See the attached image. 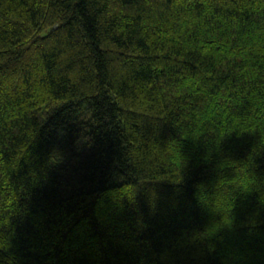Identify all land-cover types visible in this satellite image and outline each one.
I'll return each mask as SVG.
<instances>
[{"label": "trees", "instance_id": "trees-1", "mask_svg": "<svg viewBox=\"0 0 264 264\" xmlns=\"http://www.w3.org/2000/svg\"><path fill=\"white\" fill-rule=\"evenodd\" d=\"M0 264H264V0H0Z\"/></svg>", "mask_w": 264, "mask_h": 264}]
</instances>
